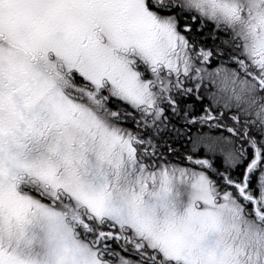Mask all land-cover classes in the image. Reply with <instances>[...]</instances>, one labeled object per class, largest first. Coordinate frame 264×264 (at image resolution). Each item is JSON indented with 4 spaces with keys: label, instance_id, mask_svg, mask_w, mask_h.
Masks as SVG:
<instances>
[{
    "label": "snow or ice",
    "instance_id": "1",
    "mask_svg": "<svg viewBox=\"0 0 264 264\" xmlns=\"http://www.w3.org/2000/svg\"><path fill=\"white\" fill-rule=\"evenodd\" d=\"M0 264H264V0H0Z\"/></svg>",
    "mask_w": 264,
    "mask_h": 264
}]
</instances>
